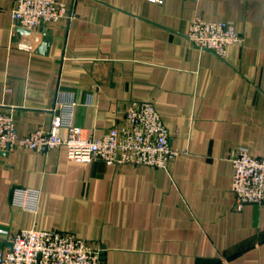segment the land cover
<instances>
[{
  "label": "crops",
  "instance_id": "crops-1",
  "mask_svg": "<svg viewBox=\"0 0 264 264\" xmlns=\"http://www.w3.org/2000/svg\"><path fill=\"white\" fill-rule=\"evenodd\" d=\"M0 0V111L21 136L51 125L58 102L101 137L152 102L184 152L168 168L70 159L66 148L0 153V226L98 243L105 264H264V202L235 208L236 148L264 155V0H57L67 16L17 26ZM231 21L225 57L187 39L191 21ZM67 136L68 130L63 129ZM39 190L36 212L16 188Z\"/></svg>",
  "mask_w": 264,
  "mask_h": 264
},
{
  "label": "built area",
  "instance_id": "built-area-1",
  "mask_svg": "<svg viewBox=\"0 0 264 264\" xmlns=\"http://www.w3.org/2000/svg\"><path fill=\"white\" fill-rule=\"evenodd\" d=\"M162 3L163 0H151ZM17 26L34 29L67 16L65 4L57 0H16L11 10ZM188 41L201 51L225 57L230 45L243 41L231 21H209L196 16L190 24ZM48 128L39 127L28 136L17 130L12 112L0 111V153L19 147L37 151L66 148L70 159L81 162L103 160L110 165H145L168 168L184 152L172 145V136L155 105L132 101L125 109L126 124L109 129L101 137L89 135L74 122L77 103L72 97L58 102ZM68 135L63 136L62 130ZM234 167L232 189L235 208L264 202V155L254 156L246 148H236L231 156ZM39 190L16 188L14 206L36 212ZM103 248L71 232L21 230L12 233L0 226V264H105Z\"/></svg>",
  "mask_w": 264,
  "mask_h": 264
}]
</instances>
